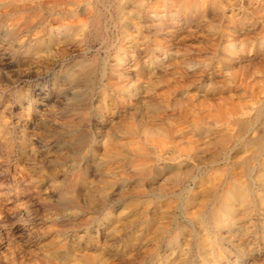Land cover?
<instances>
[{
  "label": "clouds",
  "instance_id": "1",
  "mask_svg": "<svg viewBox=\"0 0 264 264\" xmlns=\"http://www.w3.org/2000/svg\"><path fill=\"white\" fill-rule=\"evenodd\" d=\"M0 264H264V0H0Z\"/></svg>",
  "mask_w": 264,
  "mask_h": 264
}]
</instances>
